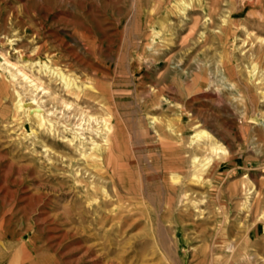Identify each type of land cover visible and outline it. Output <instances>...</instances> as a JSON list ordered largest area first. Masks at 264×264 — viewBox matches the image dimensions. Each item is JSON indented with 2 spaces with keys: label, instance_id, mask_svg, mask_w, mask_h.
I'll use <instances>...</instances> for the list:
<instances>
[{
  "label": "rangeland",
  "instance_id": "1",
  "mask_svg": "<svg viewBox=\"0 0 264 264\" xmlns=\"http://www.w3.org/2000/svg\"><path fill=\"white\" fill-rule=\"evenodd\" d=\"M182 1L0 0V55L45 88L13 77L0 57V264L264 258V0H220L233 42L214 38ZM220 58L236 90L213 71V89L199 86L198 62L213 70ZM34 98L52 132L26 115ZM81 111L93 117L86 137L96 139L102 119L117 126L111 159H82L78 143L66 142ZM151 117L172 131L154 129ZM209 143L226 157L206 187L191 178V158H211ZM188 188L203 219L179 202Z\"/></svg>",
  "mask_w": 264,
  "mask_h": 264
},
{
  "label": "bare ground",
  "instance_id": "2",
  "mask_svg": "<svg viewBox=\"0 0 264 264\" xmlns=\"http://www.w3.org/2000/svg\"><path fill=\"white\" fill-rule=\"evenodd\" d=\"M219 2H220V0H203V1L202 0H189L188 2L183 0L182 4L188 5L189 9L191 11H193L194 13H198L201 16V18L202 17L204 18V21H205L204 24L206 25L207 28L212 29L214 38L220 39L221 41L223 40L225 42H228V41L229 42H231V41L233 42L235 40L234 36L227 34V31L229 29H231V31L235 32V30L237 28H232L231 27L229 19H228L229 18L228 16H221V5H220ZM247 2H248V0H247ZM202 12H203V16H202ZM201 18L195 17V18L192 19V25L190 26V28L188 30L187 38H192L194 36V33L196 31V28H197ZM217 18H219V20H216ZM242 31L244 32L246 37L250 36L249 29L247 27L243 26V25H242ZM201 35H202V32L200 33L199 37ZM200 38L202 39V36ZM203 40L206 41V37L205 36H204ZM260 42H262V40ZM249 45H251V44L249 43ZM0 57L3 60L4 64L6 65V67H8L10 71L14 72L13 73V77H17L18 76L26 85H28L34 91H39L40 90V91L45 92V88L42 87V85L40 83V80H37L36 78L32 77L31 75H28L21 68H18L15 64H13V62L10 63L7 59L4 58V56L0 55ZM252 66H253V69H251L252 70V72H251L252 74L250 73L249 77H252V76L255 75L256 64H253ZM196 68L198 70H200L201 73H202V71H204L203 76H202V74H200L199 75V79H198V81H199L198 83H199V86L201 88L203 86L206 90L213 89L214 83L209 79L210 77H207L209 75L208 72H211V71H213L211 73H213V75L215 77L216 76H220L221 79H223L226 82V84L228 85L227 87H228L229 90H231V91L232 90H236V88L238 87V84L231 78V75H230L232 73L231 64L230 63L228 64V62H226L225 59H223V58H220V59L217 60L216 68L213 69V70L207 65V63H204V62L202 63V61L198 62V64L196 65ZM244 72L246 73V71H244ZM202 77H203V81H202ZM61 78L64 81V85L66 87H69L71 85V83L69 81H66L64 77L61 76ZM243 84H244V86H246V83H243ZM16 97H17V99H16V103H15V109L16 110H21V108L24 106L23 102L21 101V99H19V95L18 94L16 95ZM32 98H30V99H32ZM37 103H38L37 100H35V98H34L32 104H36L37 105ZM61 103L63 105V110H65V111L68 110L69 111V109H71V108L73 109V106H72V104L70 102L61 101ZM28 107H32V105H29ZM27 110H26V115L28 117H30L32 120H34V122H36L39 127H42L44 129L52 132V130H53L52 126L53 125L51 124L50 119H48V117H47V115H48L47 111L42 110L41 106L38 107V105H37V108H33L31 110V112L30 111L28 112ZM80 114H81L82 117L79 119L78 123H76V124L74 123L73 124L75 130L74 129L71 130L72 131L71 138L70 139H66V142H68L69 145H72L73 141H76L78 143V145H79L78 149H80L79 150V155H80V157L82 159L88 158V159H92V160H96V161L105 160L106 157H107L108 160L111 159V156H112L113 152L116 151L117 143L119 141L118 132H117V126L115 125V123L112 122L111 120L102 119L100 122H98V124L100 123V126L97 127L96 132H95V138L96 139H92L89 136L88 137L85 136V130L88 128L90 120H93V117L91 115L87 114L84 111H81ZM150 122H151L152 126L154 127V129H159L160 128V130L163 133L172 131V125H170L168 123H164L161 126L160 123H159V120L156 117H151V121ZM204 134L205 133L202 132V131L195 132L194 136L192 137V141L195 142V141L200 140L201 138L204 137L203 136ZM85 140H86V142L84 143ZM216 143L207 144L208 148L206 149V151H208V152L213 154V156L211 158L208 157V156L205 157V158H201L198 155H193L192 158H191V167H192L191 178H196L195 181L197 183L201 184V182H202V185L206 184L205 185L206 187H208V185L210 183V177H211V173H212L214 165L216 163L224 162L225 161V157H226L225 154L222 153L223 149L219 145H217ZM86 144H89L90 147L86 148ZM129 149H130V147H129ZM43 151H45V153H46L47 150L44 149ZM124 152H126V151H124ZM177 177L178 176L173 177L171 180L176 179ZM189 182L193 183V184L195 183L194 180H192V179H190ZM189 190L190 189L188 188V189L184 190L181 193V198H180L179 202H180V204H182L184 202L183 205L189 206L191 208H195L193 210V212H194V214H193L194 218L193 219H200V218L203 219L204 216H205L204 215L205 214L204 208L202 207V210H201L195 204V201L191 197V195L189 193ZM93 202H94V200H93ZM246 202H248V197L245 198V203ZM247 205H248V203H246V206ZM201 213H202V217H200ZM244 235L247 236V232H245ZM228 248H233V245H230V247H228ZM240 256H241V254H240ZM255 258L258 260L259 264H264V258H262V257L261 258L255 257Z\"/></svg>",
  "mask_w": 264,
  "mask_h": 264
}]
</instances>
